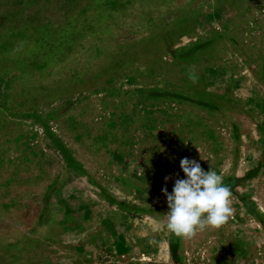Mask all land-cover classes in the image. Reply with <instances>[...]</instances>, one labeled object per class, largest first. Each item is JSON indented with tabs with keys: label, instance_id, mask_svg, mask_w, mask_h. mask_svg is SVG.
Returning a JSON list of instances; mask_svg holds the SVG:
<instances>
[{
	"label": "rangeland",
	"instance_id": "obj_1",
	"mask_svg": "<svg viewBox=\"0 0 264 264\" xmlns=\"http://www.w3.org/2000/svg\"><path fill=\"white\" fill-rule=\"evenodd\" d=\"M185 157L233 194L191 239ZM0 264H264V0H0Z\"/></svg>",
	"mask_w": 264,
	"mask_h": 264
},
{
	"label": "clouds",
	"instance_id": "obj_2",
	"mask_svg": "<svg viewBox=\"0 0 264 264\" xmlns=\"http://www.w3.org/2000/svg\"><path fill=\"white\" fill-rule=\"evenodd\" d=\"M184 179L177 178L172 192L162 188L168 212L166 228L176 237L191 239L197 232L218 229L233 214L232 191L214 170L205 171L199 162L185 157L180 160ZM171 176L164 177L165 184ZM154 243V241H150Z\"/></svg>",
	"mask_w": 264,
	"mask_h": 264
}]
</instances>
